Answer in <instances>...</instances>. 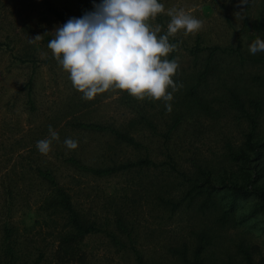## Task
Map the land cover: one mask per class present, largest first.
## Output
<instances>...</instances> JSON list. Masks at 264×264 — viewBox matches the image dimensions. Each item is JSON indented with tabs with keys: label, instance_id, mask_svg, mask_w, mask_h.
<instances>
[{
	"label": "rangeland",
	"instance_id": "374dc122",
	"mask_svg": "<svg viewBox=\"0 0 264 264\" xmlns=\"http://www.w3.org/2000/svg\"><path fill=\"white\" fill-rule=\"evenodd\" d=\"M100 2L0 0V228L6 220L17 227L22 237H31L40 245L50 246L51 227L47 225L48 221L42 220L46 215L38 210L49 188L35 174L36 168L48 167L59 183L70 187L72 198L80 209L116 238L114 242L104 231L85 236L81 248L88 264H137L134 250L146 262L182 264L171 248H180L185 243L190 251L191 229L209 225L212 210L207 213L198 208L201 196L189 203V196L184 195L188 187L175 173L166 174L164 165H160L157 168L150 166L145 171L133 169L109 176H94L73 170L61 161L72 155L87 165L105 166L113 161L135 160L145 153L144 148L136 150L116 142L108 133L72 128L70 122L73 121L111 124L126 130L146 147L150 159H164L161 133L170 117L165 102L138 101L126 91L106 92L91 101H84L82 94L73 89L68 73L51 58L47 44L54 38L55 29L62 24L48 11V6L70 19L81 18ZM159 2L164 5L165 13L151 21L153 26L161 25L159 35L167 31L170 17L166 12L171 8H182L203 22L195 34L184 35L181 31L170 37L177 41L179 73L194 69L188 52L194 45L234 46L237 40L240 41L243 62L238 58L224 57L223 63L230 64L232 76L240 79L238 85L245 82L248 90L260 101L255 130L256 141L261 143L256 148L259 153L252 155L247 150L244 153L246 158L226 159L225 143H230L233 152L240 151L246 122L239 111L220 109L215 101L210 103L211 111L192 114L195 120L188 118L181 128L171 132L170 138L177 151V168L186 170V159L191 157H195L199 165H212L214 175L210 185L215 186V197L224 198L222 207L227 205L228 198L233 201L229 221L216 230L215 242L206 248L205 253L212 261L221 264H246L238 252L237 245L241 244L248 249L254 264H264V211L251 214L258 199L255 195L233 198L222 186L244 184L253 177L256 185L264 187V84H260V80L251 83L252 77L264 78V66L247 59L264 55V52L255 55L249 52V45L257 38L261 39L254 25L260 9H264V0H249L247 23L243 29L245 12L239 0ZM37 35L41 36L40 39L30 42ZM203 55L201 52L196 68ZM216 85H209V95L222 91V87ZM174 101L173 98L168 103L172 105ZM140 114L151 121L155 136L144 121H139ZM49 126L58 133L59 141H53L51 151L42 155L36 144L49 136ZM67 138L78 141V147L67 149L64 144ZM200 179L195 183L201 186L194 187L192 193L205 191L207 185L203 178ZM158 196L172 198L177 206L170 210L160 207ZM117 216L131 228L130 238L114 227ZM41 264L55 263L46 258Z\"/></svg>",
	"mask_w": 264,
	"mask_h": 264
},
{
	"label": "trees",
	"instance_id": "16d2710c",
	"mask_svg": "<svg viewBox=\"0 0 264 264\" xmlns=\"http://www.w3.org/2000/svg\"><path fill=\"white\" fill-rule=\"evenodd\" d=\"M247 8L248 4L244 5V16L242 19L241 29H243L247 23ZM48 11L53 14L63 25L67 22L68 18L61 12L52 6H48ZM255 28L259 30L261 40H264V9L261 8L259 15L255 19ZM166 34L165 31L160 35ZM47 40H49L47 38ZM169 42L177 44L176 39L169 37ZM1 44V43H0ZM241 44L237 40L234 46L231 45H217L212 44L208 46L198 47L194 45L188 49L189 54L192 56L193 70L188 73L176 72V75L172 77L174 83L178 85V90L173 93L175 101L171 105L170 117L165 125V131L161 133L162 138L160 145L162 147L161 153L164 156L162 161H155L150 159V154L146 147L142 145L138 140L130 135L126 130H122L111 124H103L98 122H85V121H73L70 122L72 128L79 130L108 133L113 136L116 142L130 146L133 149L139 150L145 149V153L142 157H138L135 160H125L122 162L113 161L105 166H92L81 162L78 158L69 155L63 157L61 160L65 165L70 166L73 170L88 173L94 176H109L121 172H130L133 169L138 171H145L151 167L157 168L160 165H164V169L167 173L176 174V177L186 183L188 189L184 192L185 196H189L192 203L195 198L201 196V200L198 203V208L206 210H212V217L210 218L209 227L208 224L191 229L190 238L192 246L190 251L187 249L185 243L180 248H171L172 254L182 262V264H221L219 262L212 261L210 255L206 252V248L213 245L216 239V230L225 226L231 216V209L233 208L232 198H228L227 205L221 206V202L224 198L217 199L215 197V186L210 185L211 177L214 175V171H211L212 165H199L196 162L195 157L186 159L188 162V168L186 170H179L177 168L176 161V147L172 144L170 138L171 132H174L182 127L183 123L191 118L192 114L202 111L209 112L212 110L210 103L215 101L220 109H236L242 114L243 120L246 122V128L243 132V140L239 152H233L230 143H225L226 147V159L230 161H237L245 156V152L248 150L252 152V155H257L259 151L257 147L261 145L256 141V125L257 118L260 112V101L253 96L252 92L248 90V87L243 82L242 85H238L240 79L232 76L233 69L228 62L223 63V58L229 59L238 58L239 62H243L244 57L241 54ZM203 52L201 57L200 66L196 68L197 59L200 53ZM177 50L169 54L168 59H176ZM51 58L54 59L53 56ZM251 62L260 63L264 66V55L262 56H249L247 58ZM47 62V61H45ZM252 80V81H251ZM251 83L255 80H260V84H264V78L261 76H255L251 78ZM217 84L222 87V91L209 95V85ZM216 85V86H217ZM29 86V83H28ZM171 91V89H169ZM219 109V110H220ZM215 111V110H214ZM139 121H144V124L153 131L155 136V127L150 120L146 119L143 114L138 115ZM132 125V122L129 123ZM35 174L47 184L48 193L40 202L38 210L43 212L46 217L43 221H48L47 225L51 227L52 239L50 246L40 245L36 240L27 236L22 237L17 227L8 222L3 221L0 230V264H41L46 258L55 264H88L85 251L81 248V243L85 236L93 234L95 232L104 231L114 242H116L115 236L109 231H105L95 219L88 216L84 211L80 209L76 201L72 198L70 193V187L59 183L56 176L47 167L45 169L36 168ZM203 178L207 187L205 191H196L192 193L194 187L201 186L200 183H195L197 180ZM225 187V191L230 192L233 198H244L249 195H255L258 199L257 203L251 210V214H256L258 211H264V187L255 184L253 177L246 180L244 184L231 183L228 185H222ZM228 186V187H227ZM159 186H157L158 189ZM226 192V193H227ZM160 207L174 209L177 203L172 198L157 197ZM193 200V201H192ZM190 205V204H187ZM220 210V212H219ZM229 213V214H228ZM250 214V215H251ZM120 218L114 219V227L119 233L125 234L130 238L131 228ZM24 230H27L24 229ZM238 252L241 254V259L246 264H254L250 257L247 248L242 247L241 244L237 245ZM170 250V249H169ZM137 264H161L159 262H146L144 261L137 250L133 251ZM224 264H232L227 262Z\"/></svg>",
	"mask_w": 264,
	"mask_h": 264
},
{
	"label": "clouds",
	"instance_id": "9594fccd",
	"mask_svg": "<svg viewBox=\"0 0 264 264\" xmlns=\"http://www.w3.org/2000/svg\"><path fill=\"white\" fill-rule=\"evenodd\" d=\"M248 2L239 0L240 5ZM162 13L165 7L159 0H101L94 4L93 11L57 27L47 47L84 101L106 92L126 91L138 101H163L170 112L168 102L178 90L172 77L179 63L168 59L178 47L169 42V37L181 31L195 34L203 22L182 8H171L166 12L170 17L166 34L159 35L161 25L153 26L151 21ZM249 52H264V40L257 38L249 45ZM48 133L36 144L42 155L51 151L53 141H59L51 126ZM64 144L69 150L78 147V141L71 138Z\"/></svg>",
	"mask_w": 264,
	"mask_h": 264
}]
</instances>
